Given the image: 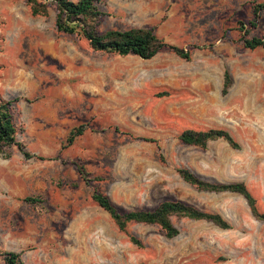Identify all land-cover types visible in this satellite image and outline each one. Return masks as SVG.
Returning a JSON list of instances; mask_svg holds the SVG:
<instances>
[{"label":"rangeland","instance_id":"obj_1","mask_svg":"<svg viewBox=\"0 0 264 264\" xmlns=\"http://www.w3.org/2000/svg\"><path fill=\"white\" fill-rule=\"evenodd\" d=\"M257 3L264 0H105L98 32L152 29L192 53L184 60L164 49L142 60L58 33L53 9L33 17L25 0H0V97L15 100L16 140L43 158L24 160L16 147L0 155V251L19 253L23 264H264V222L244 198L197 191L177 174L243 183L264 214V48L243 45L264 38V13L252 25ZM225 72L232 82L223 94ZM209 129L227 131L239 149L178 140ZM94 189L122 212L181 201L230 228L172 218L171 239L153 225L121 232L93 202Z\"/></svg>","mask_w":264,"mask_h":264},{"label":"trees","instance_id":"obj_2","mask_svg":"<svg viewBox=\"0 0 264 264\" xmlns=\"http://www.w3.org/2000/svg\"><path fill=\"white\" fill-rule=\"evenodd\" d=\"M25 4L33 17H47L49 9L55 13V28L60 34L77 35L88 42L89 47L99 53H107L115 56L126 57L136 56L142 60H150L160 51L166 49L174 53L177 57L190 60L192 53L183 49L170 46L163 42L152 29L131 28L124 31L109 30L103 33L98 32L100 19L104 16L101 7L105 5V0H25ZM264 13V3H257L253 6L252 25L258 23L260 14ZM246 49L255 50L264 48V38L243 39ZM231 77L228 72L224 73V83L222 93L225 94L231 85ZM15 100H4L0 97V155L4 159L10 158L9 149L16 147L24 160L35 158L30 154L25 146L16 140L17 128L14 123ZM84 132L82 127L72 130L67 139L66 146L74 143L75 139ZM178 140L181 144L199 149H206L208 143L222 140L234 150L239 149V145L229 133L221 129H209L206 131L185 130L182 131ZM78 174L86 183H90L88 172L83 165L78 162L71 163ZM180 179L197 191L208 193H235L244 198L250 212L254 218L264 222V214L258 212L256 202L248 192L243 183H209L198 178L187 168L177 169ZM93 202L104 212H106L116 225L117 229L125 232L130 224H144L157 226L165 237L171 239L178 235V230L172 224V218L188 219L193 221L209 222L220 229H229V224L219 215L208 213L186 204L181 201H164L152 210H139L122 212L119 211L110 199L93 190L91 196ZM29 202H36L27 198ZM130 241L136 246L140 242L133 236ZM4 264H23L21 255L15 252H1Z\"/></svg>","mask_w":264,"mask_h":264}]
</instances>
